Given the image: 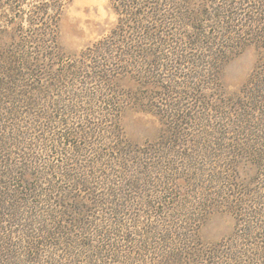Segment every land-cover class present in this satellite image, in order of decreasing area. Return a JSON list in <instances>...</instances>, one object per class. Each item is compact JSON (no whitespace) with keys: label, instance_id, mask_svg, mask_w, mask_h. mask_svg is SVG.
Instances as JSON below:
<instances>
[{"label":"trees","instance_id":"16d2710c","mask_svg":"<svg viewBox=\"0 0 264 264\" xmlns=\"http://www.w3.org/2000/svg\"><path fill=\"white\" fill-rule=\"evenodd\" d=\"M68 1L0 0V8L12 13L10 25L5 27L9 29L0 30V112L12 117H3L4 121L20 122L19 108L21 105L26 108L23 111L26 126L11 123L4 127L0 121V135L5 134L0 137V152L7 155L0 161V264H40L37 252L43 242L37 244L35 238L47 239L51 245L48 247L57 250L63 242H55L52 234L61 227L66 228L69 235L73 230L83 234L98 232L102 245L97 246V250H101L95 253V258L102 257L107 264H264V187L259 192L237 194L234 190L243 184H232L230 174H226L225 180L234 192L229 203L234 227L228 236L215 242L203 241L199 224L188 219L156 226L138 221L144 216L130 215L124 221L120 219L118 215H122L123 207L117 206L116 202L125 199L124 186L136 193L138 185L135 182L136 186L134 183L127 185L122 179L107 183V177L98 179L97 176L96 185H101L104 190L110 186L112 193L108 194L111 199L104 198L103 194L90 200L87 197L86 201L93 202L92 209L80 204L83 198L72 195L75 189L83 188V192L92 196L93 192H89L95 184L94 174L100 173L99 167L107 170V165L100 162V156L93 160L83 159L89 146H81V141L101 137L102 126L107 125L108 117L111 124L118 121L121 111L115 108L120 103L113 96L99 101L97 91L102 94L111 80L109 78L119 74L122 66L136 68L141 78H151L154 88L159 89V94L153 98L159 106L151 105L150 111L160 117L164 126L157 143L164 149L162 159L189 158L187 151L191 149L188 146L196 132L185 126L204 120L199 111L194 115V109L190 107L205 106L210 112L213 109L206 102L212 101L219 111L225 113L219 115L217 127H209L211 136L217 134L225 139L231 127L244 134L247 131L256 134L259 138L257 148L256 145L241 144L235 138L227 139L232 145L226 156L246 158L260 172L257 184L264 181V152L261 150L264 146V58L237 94L227 96L221 84L224 65L241 50L249 45L264 49V0H110L117 16L115 26L107 36L77 55H67L58 43L60 15ZM76 57L82 61L78 66H65L61 73H56L55 66ZM28 81L33 84L32 88ZM214 81L215 88L209 87ZM92 83L102 86H92ZM209 90L216 91L222 99L217 98L218 94L209 97ZM65 94L70 101L62 100ZM54 96L60 100L50 103ZM79 98L95 99L89 104L109 102L114 108L111 112H115L86 111L82 117H72L77 113L71 108L79 105ZM24 127L25 131L19 134ZM9 129L13 132L12 137L7 132ZM202 134L208 135L206 132ZM111 137L115 138L113 133ZM20 138L24 141L17 140ZM69 138L77 144H71ZM119 147L117 160H124L126 148ZM11 148L20 153L12 152ZM14 155H17L18 162L12 163L10 158ZM60 156L61 161L57 160ZM23 161L26 164L23 165ZM89 168L94 169L93 175L87 174ZM171 171L166 167L162 172L170 176ZM16 178L21 184L9 189ZM59 179L68 183L69 189L57 187ZM169 180L167 178L165 183V192L169 190ZM45 185L51 188L43 190L41 187ZM251 185L248 182L245 186ZM161 194L163 191H159ZM257 194H262L260 199L251 200ZM113 196L117 199L113 200ZM32 198L47 204L56 202L57 198L64 203L75 201L80 208L77 211L74 206L60 204L59 207L71 211V220L65 213L55 211L54 216L48 213L37 216L43 220H31L27 225L22 223L17 210ZM9 200L20 206L8 207ZM153 202L140 204H144L146 210H153ZM117 207L120 211H115ZM92 210L97 213L90 214ZM40 225L42 229L38 227ZM139 226H146L140 240L123 237L127 230L137 236L132 231ZM2 234H20L21 238L28 240V245L17 253ZM116 234L122 238L120 245L123 247L119 246V241L109 240V236ZM129 246L138 252L124 249ZM21 257L23 260H18Z\"/></svg>","mask_w":264,"mask_h":264},{"label":"rangeland","instance_id":"374dc122","mask_svg":"<svg viewBox=\"0 0 264 264\" xmlns=\"http://www.w3.org/2000/svg\"><path fill=\"white\" fill-rule=\"evenodd\" d=\"M6 15L9 16V18L0 19V30L9 29V27H5L10 25L8 22L12 15L9 9L0 8V17ZM116 22L117 16L112 8L110 0H69L65 4L60 15L58 43L62 51L67 55H77L86 47L91 46L96 41L107 36ZM262 58H264V49L249 45L241 50L240 54L233 57L224 65L221 73V84L227 96H233L238 93L239 89L249 80L253 70ZM72 59L73 60L65 61L66 63L64 62L63 65L59 64L55 66L56 73H61L65 66L70 67L73 64L78 66V63L82 62L78 57ZM92 71L95 70L93 69ZM118 71L120 72L119 74H114V76L109 78V80H111L107 83V89L102 91V94L99 93L100 91H97V95H99L97 99L99 101L104 97H106L105 99L107 100L112 99L113 96L115 101L120 103L119 107L115 108V110L118 109L121 111L118 121L115 124H111L110 118L108 117L107 125L102 126L103 131L101 137H92L91 139H84L81 141V146H89L88 152L85 154L82 153L84 154L83 159L93 160L100 156V162L107 165V170L99 167L100 173L97 174H94V169L92 168L87 170V174H94V176H96L95 184L92 185V191L89 192H93L92 196H88L87 191L83 192V188L81 190L75 189L72 195L76 198H83L84 200H81L80 204L83 207L87 206L88 209H92L93 202L86 201L85 199L87 197L90 200L94 199L96 195L99 197L101 196L100 194H103L104 198L107 197V199H111L109 196L111 192L110 186L107 190H104L101 185L100 187L96 185L97 176L98 179H101V176L107 177V183L112 181V179L114 183L122 179L127 185L135 182L138 185L136 193L129 191L124 186L125 196L123 198L125 199H120L116 202L117 206L123 207L122 215H118L123 221L130 215H135L136 218L144 216L143 219L138 221L145 225L153 224L156 226L162 223L184 221L188 219L191 223L195 221V223L199 224V235L205 242H215L228 236L234 227V217L230 212L229 206L231 199L230 195L234 192L239 194L242 191L259 192L260 188L264 187V181H260V183L257 184L256 180L259 179L260 172L256 167L251 165L246 158L241 160L233 156H226V153L229 151V146L232 145L227 139L235 138L241 144L243 143L248 146L256 145L257 148L259 145L256 143L259 142V138L250 131L244 134V132H241L239 129H232V127L230 128L232 132H228L224 136L225 139L217 134L211 136L212 132L209 131V127H217V123L220 121L218 120L219 115L222 114L224 116L225 111H219L212 101H207L206 104L208 107H211L213 111H207L205 106L201 108L190 107L194 109V115L199 111L200 116H202L204 120L202 122H196V124L187 123L188 126H185L196 132L194 138L190 137L191 142L188 147H190L189 149H191V151H187L190 155L189 158L162 159L163 156H165L164 149H162L160 145H157V143L164 126L160 117L156 116L155 112L150 111L151 105L159 106V103L153 99L159 94V89L154 88V83L151 78L150 80H148V78H141L136 68L132 66H122ZM27 84L32 88L33 84L31 82L28 81ZM91 85L96 87L102 86L97 83H92ZM215 86L216 81L209 87L215 88ZM54 94L56 95V93ZM207 94H209V97H215L218 93L209 90ZM219 97L218 94L217 98L221 100L222 98L220 99ZM224 99L225 98H223V100ZM57 100L60 99L54 96L49 102L51 103ZM62 100L70 101L71 98L68 94H65V98H62ZM94 100L79 98V105L71 108L73 112L76 111L75 113H77L72 115V117H82V113L86 111L89 113L103 111L107 114L115 112V110L111 112L114 108L110 106L107 100V104H103V101L89 104ZM38 102L43 103L44 101L39 100ZM193 102L194 101L190 102V104ZM62 108L65 109V107ZM25 109L26 108L22 105L21 108H19L21 117L18 120L20 122H13L10 120L9 123L4 121L3 117H9V119H12V117L3 114V111L0 112V115H3L2 117L0 116L1 125L8 127L11 123H15L26 126V123H23L24 120H26L24 118L25 114H23ZM230 110L233 111V109ZM189 114L190 113H187V115ZM226 121L228 120L226 119ZM259 126H261V123H259ZM24 129L25 127L20 129L19 134L22 130L25 131ZM253 131H255V129ZM7 132L10 137L13 136L11 129ZM204 132L208 135L205 136V134H202ZM112 133L115 138L111 137ZM4 135L5 134H2L0 137ZM17 140L24 141L21 138ZM68 141L73 145L77 144L76 142L72 143V139L70 138ZM119 145L126 148L124 160H117L120 150ZM66 148H69V146H66ZM261 150L264 152V146L261 147ZM11 151L20 153L19 150H13V148H11ZM92 151H97V153H92ZM134 151L138 152L134 153ZM64 155L68 156V154L65 153ZM61 156L57 158V160L61 161ZM6 157L7 155H3V153L0 152V161ZM10 159H12V163L18 162L17 155H14ZM51 159L52 157L50 160ZM24 164H26V162L23 161V165ZM86 164L87 163H85V165ZM166 167L172 170L171 173L168 174L170 176L162 172ZM228 169L233 170L227 172ZM143 173H146V176H144ZM226 174L233 176L232 184H243L244 187H235L237 189L233 192V189L226 183ZM167 178L170 179V186L168 192H165L167 189L165 184ZM141 179H144V182H141ZM34 182L35 181H32V183ZM248 182L252 183L250 187L245 186ZM11 183L9 189L17 188V186L21 184L20 180L17 178ZM135 183L134 186H136ZM143 183L145 186H143ZM13 184L14 186H12ZM56 185L60 187V189H69V184L61 182L60 179L57 181ZM139 187L142 189H139ZM41 188L44 190L51 187L50 185H45ZM159 191H163V194L159 195ZM106 193L107 196L105 195ZM261 195L257 194V196L251 197V200L256 201L260 199L259 196ZM112 199L116 200L117 196H113ZM55 201L56 202L50 204L39 203L37 198H32L28 204H25L23 208L17 210V214L19 218L22 219V223L28 225L31 220H43V218L38 217L46 215L47 213L54 216L55 211L58 213H65L67 219L71 220V211L59 207L60 204L63 206L67 205L68 207L74 206L76 210L80 208V204L75 201H67L64 203L58 198ZM152 201H154V204H152L155 207L153 209L154 211L151 209L146 210L144 209V204H140L143 202L152 203ZM6 205L12 209L13 207L20 206L14 200L7 201ZM115 211L120 210L117 207ZM92 213L96 214L97 211L92 210L90 214ZM107 213L111 212L108 211ZM101 214L102 213L99 214L98 218L101 217ZM114 217L116 218L115 215ZM122 220L121 222H123ZM38 227L42 229L41 225ZM145 227L146 226H139L132 231L137 234V236H134L131 231L127 230L123 233V237L127 240H140V236L146 231ZM19 228L21 229L22 226H19ZM16 229L12 228L11 230L16 231ZM98 234V232L94 231L83 234L73 230L72 234L69 235L66 228L61 227V230L58 229L55 234H52L55 242H63V244L58 245L57 250L50 249L49 247L51 245L48 244V240L43 237L40 238V236L35 234L37 236L35 242L37 244L43 242L42 247L40 246L38 248L37 253L39 256L37 261H40V264H100V262L101 264H107V261L104 259L102 260V257L98 259L95 258V253L101 250V248L97 250V246L100 247L102 245V238H100L101 236ZM2 237L6 239L5 241H7L6 243L8 245L14 246L13 249L16 250L17 253L22 252L23 247L28 245V240L21 238L20 234H14L12 236L2 234ZM109 238V240L113 242L119 241V246H122L120 245L122 238L120 237L119 239L118 234L113 237L109 236ZM111 238L114 239L111 240ZM72 239L75 241H72ZM50 243H52V240H50ZM130 247L131 246L127 248L124 247V249L127 251L129 250L131 253L138 252V250L131 249ZM100 259L101 261H99ZM18 260H23V258L21 257ZM19 263L21 264L22 262Z\"/></svg>","mask_w":264,"mask_h":264}]
</instances>
